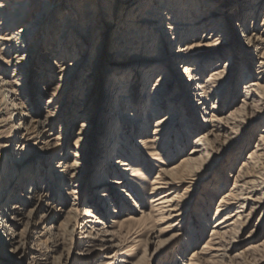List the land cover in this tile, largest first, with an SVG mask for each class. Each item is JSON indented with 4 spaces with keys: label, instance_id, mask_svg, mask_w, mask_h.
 Instances as JSON below:
<instances>
[{
    "label": "rangeland",
    "instance_id": "obj_1",
    "mask_svg": "<svg viewBox=\"0 0 264 264\" xmlns=\"http://www.w3.org/2000/svg\"><path fill=\"white\" fill-rule=\"evenodd\" d=\"M114 6L117 8V5ZM117 9L120 11L119 8ZM263 14L264 6L259 8L255 21L246 18V25L250 27L248 31H252V28L255 33L261 28ZM156 16L155 19H158L160 23L166 22L163 19L164 16L159 14ZM86 20V16H82L80 25L84 28L83 33L78 34L76 31L77 39L72 42L76 47L70 45L67 47L70 50H76V58L70 57L67 61L71 60L77 64L72 73L67 74L64 89L59 90V87H56L59 84L57 68L50 69L48 79L39 75L44 60L50 61L56 58L57 61H61L55 56L54 46L57 43L54 38L50 40L47 47L42 45L34 52L38 54V57L31 58L33 72L30 81L23 82L21 78L18 79L14 63L3 66L2 77L17 84L16 89H20L18 102L25 103L29 108L28 111H32L34 119L48 120L51 111H55L50 118L53 124L48 128L47 134H51V139H53L51 144H56L58 147L55 150L52 148L50 151L52 153L47 155L45 145L40 143L37 147L22 151L21 160H16L13 154H19L18 151L15 152L18 140L11 141V148L8 152H4L1 148L3 149L2 146L8 144V138L0 139V155L3 154L0 157V165L2 164L3 169L7 167L5 165H9L13 170H17L18 177H21V172L25 174L28 169L40 175L36 193L28 194L31 185L26 186L24 190L18 191L17 188L14 191H18L20 195L24 193L25 196L34 197L32 201L24 199L26 205L22 207V211L28 220L31 219L30 221L37 223L33 231L28 233L30 239L27 240V245L41 250L40 253H31L26 257L22 255V251L13 254L10 252L13 246L4 244L5 238L0 228V264H185L193 258L197 259L196 262H200L199 264H202L201 262L203 264H264V207L252 215L250 214L251 207H247L245 213H249L248 219L237 235H232L234 229L232 226L221 229V232H225L233 228L230 233L221 238L220 252L215 251L213 245L208 248L209 242L215 237L213 230L218 229L217 225L226 216L223 213L218 215L217 210L224 195L234 186L233 176L238 174L237 170L242 161L245 162L248 154L257 148V145L263 144V139L259 138V134L264 135V101L260 96L257 98L261 102L260 108L246 109L231 122L225 120L228 129L218 136H209L208 139L211 142L209 147L212 154L209 161L202 164L204 169L199 175V180L192 182V185L186 176L176 175L178 187L172 191L168 190L167 194L175 192L182 196V201L186 202V215L174 223V226L169 227L167 224H160L153 220L128 224L131 232L128 235L124 232L114 239L121 245V254L118 257H116L117 250H106L108 244L105 242L87 238L93 226L95 229L92 232L95 235L98 233L97 230H117V228H111L113 221L121 224L132 217L141 219L144 213L157 214L154 211L157 199H153L154 195L151 193L154 182L162 174V170L181 165L184 156L187 157L194 148V138L208 133L211 127L210 122L204 120L210 119L209 112H213L209 109L211 105H217L216 114L219 118L228 117L230 113L239 109L246 92L243 81H241L243 74L246 68H249L254 76L257 75L264 69L261 64L264 59L259 57L261 51L245 52L239 43H235V40L230 45H225V50L219 48L220 52L219 49L218 51L208 50V54L215 52L218 56L209 55L210 57L219 58L220 56L224 58V62L229 64L228 78L224 84L226 92L222 100L218 101L217 97H213L206 109H200V113L195 110L197 103L191 104L194 99L193 95H189V101L184 100L175 106L171 103V107L177 112V117L172 122L169 131L156 145L155 154L143 149L137 142L149 134L141 135L136 126L128 127L126 130L119 125L116 126L112 138L116 144L114 149L116 153L110 158L106 171L104 170L105 163L101 162L103 138L101 135L105 130L109 133L110 126L106 127V120L102 118L103 107L100 102H102L108 84L109 47L105 46V40L112 27L110 25L107 29L100 20L95 24V29L90 28V30L86 27ZM236 22L238 24L241 20L237 19ZM234 37H237V27ZM165 38L173 41L174 37L170 33ZM128 39L135 38L128 36ZM159 42V40L153 41L152 51L143 52L138 49L135 50L138 51L136 54L139 55L140 52L145 58L157 57ZM176 45L178 44L174 47ZM168 49V45L164 44L162 50L169 51ZM153 60V62H159L156 61L157 59ZM214 62H217V59ZM177 63L172 65L173 79L168 83L170 90L167 95L176 92L181 84L180 81L186 80L185 77L181 79L178 76L182 72L179 71ZM160 72L155 73L145 86L137 85L135 94L139 103L142 102L139 97L143 95L147 101L149 92L157 83L156 77ZM208 73L209 70L202 75V79H205ZM260 83L264 87V80ZM184 95L187 96L185 90ZM140 111L145 119H150V126L153 127L155 119L152 120V118L155 117L151 116L146 108ZM188 114L191 117L192 127L189 133L185 129ZM213 115H215L214 112ZM27 119L29 122L30 118ZM4 127H0V136L6 135ZM121 142L123 145H119ZM261 148L263 149L264 146ZM117 150H119L118 153ZM57 153H61V158L56 159ZM75 158L80 163L78 174L75 180L67 179L68 182L65 180V183V176L60 172L61 169L57 168V163L60 159L66 163ZM121 161L125 165H121ZM99 164H102V172H100ZM109 169L111 173L106 174ZM261 172L264 180V172ZM107 180L119 181L120 184L105 189L103 186L107 184ZM101 192L109 195L107 203H103L98 196ZM88 209L94 212L96 218L85 216ZM97 219L100 223H96ZM85 220L91 222L90 227L80 232L77 224ZM61 221L68 222V227L64 229V232L63 229L62 231L51 230L53 233L59 232L60 236H51L49 243L48 237L50 236H48L47 227L51 225L58 227ZM225 225H219V228ZM24 228L20 226L14 230L19 233ZM12 231L9 233L13 234ZM41 234L44 237H41ZM100 238L104 240V237L100 236ZM39 240L42 241V246H39ZM83 253L88 255H83ZM196 254L198 256L195 257Z\"/></svg>",
    "mask_w": 264,
    "mask_h": 264
},
{
    "label": "bare ground",
    "instance_id": "obj_2",
    "mask_svg": "<svg viewBox=\"0 0 264 264\" xmlns=\"http://www.w3.org/2000/svg\"><path fill=\"white\" fill-rule=\"evenodd\" d=\"M155 3L158 4L154 5ZM114 5H117L120 11ZM262 6H264V0H0V127L5 126L6 129V135L0 136V139L8 138V144L3 145L1 150L8 152L11 148L10 142L14 139L18 140L15 152L18 151L19 154H13V156H16V160H21L22 151L37 147L40 143L45 145L47 155L52 148L55 150L58 147L56 144H51L53 139H51V134H47L48 128L53 124L50 118L55 114V111H51L48 120L34 119L31 114L32 111H28L29 108L26 107L25 103L18 102L20 89H16L17 84L2 77L4 74L3 66L14 63L18 79L21 78L23 82L30 81L33 72L31 58L38 57V54L34 52L42 45L47 47L50 40L54 38L56 40L54 42L57 43L54 46L56 48L55 56L61 61H57L56 58L50 61L44 60L39 75L48 79L50 69L52 67L57 68L59 84L56 87H59V90L64 89L67 74L72 73L77 64L71 60L67 61L70 57L76 58V50H70L67 47L69 45L76 47L72 43L77 39L76 31L78 34L83 33L84 28L80 25L82 16H86V27L89 29H95V24L100 20L107 29L110 25L112 27L110 28L111 31L108 30L110 32L105 40V46L109 47L108 84L104 94L105 98L103 97L102 102H100L103 107L102 118L106 120V127L110 126L109 133L105 130L104 134L101 135V137L103 136L101 162L105 163L104 170L107 171V164L112 155L116 153L114 150L116 144L112 139L116 126L119 125L124 130L136 126L141 135L149 134L137 142L141 144L143 149L155 154L156 145L162 136L169 131L172 122L176 120L177 112L171 107L172 104L175 106L184 100L189 101V95H193L194 99L191 104L197 103L195 110L200 113V109H206L213 97H217L218 101L222 100L226 92L224 84L228 78L229 64L224 62V58L220 56L217 58L215 52L208 54V50L224 49L235 40V43H239L245 52L261 51L259 57L264 59V14L261 17V28L257 32L253 33L252 28V31H248L250 27L246 25V18L255 21L256 14ZM116 12L118 13L115 14ZM156 13L164 16L163 19L166 22L160 23L158 19H155L157 18ZM237 19L241 20L238 24ZM236 27L237 37H234ZM55 32L57 33L55 34ZM170 33L174 37L173 41L165 38ZM128 36L135 39L130 40ZM155 40L160 41L157 57L145 58L140 52L139 55L136 54L138 51L135 50L138 49L143 52L152 51L154 48L152 44ZM164 44L165 46L168 45L169 51L162 50ZM175 44L178 45L174 47ZM209 55H216L217 57H210ZM153 59H157L156 61L159 62H153ZM216 59L217 62H214ZM175 63L183 75L179 74L178 76L181 79L185 77L186 80L180 81L181 84L176 92L167 95L170 90L168 83L173 79L172 72L174 70L171 71V69ZM261 64L264 68V62L261 61ZM208 70L209 73L205 79H202V75ZM249 70L246 68L241 80L246 92L243 95V104L239 109L230 113L228 117L219 118L216 114L217 105H211L209 109L215 115L212 116L213 112H209L210 119L204 120L210 122L211 127L208 133L196 136L193 142L194 148L187 157L184 156L182 164L175 168L162 170V174L154 182L151 195H154L153 199H157L154 206V211L157 214L144 213L141 219L132 217L121 224L113 221L111 228H117L118 231L120 230L119 232L116 229L97 230L98 233L94 235L92 231H94L95 226H93L90 235L87 237L89 240L105 242L108 244L106 250H117L116 257H118L121 254V245L116 243L117 241L114 239L124 232H127V235L131 232L128 229V224L153 220L171 227L186 215V202L182 201V196L175 192L167 194V191H172L178 187L176 175L186 176L192 185L199 180V175L204 169L202 164L208 162L212 154L209 147L211 142L208 138L210 135L218 136L228 129L225 120L231 122L246 109L256 110L260 108L261 102L257 98L260 96L264 101V87L260 83L261 80H264V69L255 76ZM159 71L161 72L156 77L157 83L149 92L147 101L143 95L139 97L142 101L139 103L135 94L137 85L145 86L146 82ZM18 87L20 88V85ZM184 90L187 96L184 95ZM118 98L124 101H119ZM145 108L148 109L151 116L155 117L152 118V120L155 119L153 127L150 126V119H145L144 115L141 114L140 109ZM28 117L30 118L29 122ZM190 119L188 114L186 117L187 127H185L187 133L191 132L192 128ZM259 138L263 139V144L257 145L258 147L245 158V162L242 161L237 170L238 174L233 176L234 186L220 202L217 214L223 213L226 216L217 225L218 229L213 230L215 237L211 239L208 245V248L213 245L215 251H221V238L223 236L230 233L233 228L232 235H237L239 229L246 223L249 213L246 214L245 212L248 206L251 207V215L264 207V180L261 176V171L264 172V148H261L264 146V135L259 134ZM119 145H123L122 142ZM61 156V153H57L55 157L58 159ZM77 160L75 158L64 163L60 159L57 163V168L61 169L60 172L65 176L64 182L67 179L75 180L80 168V163ZM120 163L125 165L122 161ZM99 165L101 167H99L100 172H102V164ZM5 166L7 167L3 169L2 164L0 165V228L3 230L4 244L13 246V250L10 251L13 254L22 251L24 257L31 253H40L39 248L36 249L27 245V240L30 239L28 233L33 231L37 223L30 221L31 219L28 220L22 211V207L26 205L24 199L32 201L34 197L25 196L24 193L18 194V191L24 190L26 186L30 185L28 194L36 193L40 175L38 172L35 173L28 169L25 174L21 172V177H18L17 170H13L9 165ZM107 173H111V170L109 169ZM119 184V181L107 180V184L103 187L105 189L106 187L112 188ZM17 188L18 191H14ZM98 196L103 203H107L109 195L106 192H101ZM85 216L96 218L90 209L86 210ZM96 223H100V220ZM59 224L58 227L53 225L47 227L48 236H50L48 237L49 243L51 236H60L59 232L53 233L51 230L62 231L63 229L64 232V229L69 225L68 222L64 221ZM90 224V221L85 220L83 223L77 224V229L83 232L90 227ZM223 224L226 225L219 228V225ZM20 226L25 228L17 233L18 231L14 228ZM227 226L233 228L221 232V229ZM169 227L167 228L169 229ZM10 231L13 234L9 233ZM100 236L104 237V240H101ZM41 237L44 235L41 234ZM108 237L112 238L109 239ZM39 243V246H42L41 240ZM203 251L207 250L203 249ZM83 255L88 254L83 253ZM196 256L198 255L196 254ZM196 260L194 258L189 259L185 264H199L200 262L198 263ZM201 263L203 264V262Z\"/></svg>",
    "mask_w": 264,
    "mask_h": 264
}]
</instances>
